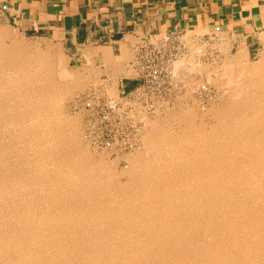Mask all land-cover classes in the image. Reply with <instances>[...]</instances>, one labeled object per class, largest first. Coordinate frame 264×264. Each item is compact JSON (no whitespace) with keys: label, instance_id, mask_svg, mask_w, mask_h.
Segmentation results:
<instances>
[{"label":"bare ground","instance_id":"obj_1","mask_svg":"<svg viewBox=\"0 0 264 264\" xmlns=\"http://www.w3.org/2000/svg\"><path fill=\"white\" fill-rule=\"evenodd\" d=\"M37 45L0 26V264H264V47L232 52L211 81L220 102L152 120L117 171L64 111L90 71L50 66ZM188 56L173 71L207 89ZM103 88L111 107L141 108L138 87Z\"/></svg>","mask_w":264,"mask_h":264},{"label":"crops","instance_id":"obj_2","mask_svg":"<svg viewBox=\"0 0 264 264\" xmlns=\"http://www.w3.org/2000/svg\"><path fill=\"white\" fill-rule=\"evenodd\" d=\"M0 19L55 43L75 69L90 71L89 85L121 96L140 86L142 57L164 35L184 48L214 38L249 56L264 47V0H0Z\"/></svg>","mask_w":264,"mask_h":264},{"label":"rangeland","instance_id":"obj_3","mask_svg":"<svg viewBox=\"0 0 264 264\" xmlns=\"http://www.w3.org/2000/svg\"><path fill=\"white\" fill-rule=\"evenodd\" d=\"M0 26L7 27L14 36L23 39V41L25 40L27 43L38 44V48L45 53L47 52L48 58L50 57L48 59L50 66L59 64V61H61L60 65H62L64 72L75 70L74 65L68 62L60 47L50 40L24 35L2 19H0ZM227 53H229L228 46H224L222 43L216 45L214 38L204 37L201 40L189 39L185 48L179 46L177 51H172L170 59L167 57L168 54H165L166 59H163L164 62L160 64L162 74L159 78V84L154 88L145 87L136 97V100L143 105L142 107V105L138 104L141 107L139 110H146V113H142L146 116L137 117L139 110L134 113L135 110H132V108L135 109L133 105H122L120 103L115 107H111L112 105L107 102V97L104 94V88L97 84L95 86L94 84L89 85L87 79H85V84L80 87L77 86L78 89L75 87L64 94V111L66 110L68 116H75L80 120L81 134L85 138V143L87 141L88 148L94 152L93 155L103 156L105 160L116 167L117 171H121L128 165V156L142 147L140 137L150 130V122L152 120H158L163 123L162 119H165V122H167L172 112H178L185 105L193 107L199 113H204V110L209 109L211 105L215 107L220 102L221 94L225 91V88L216 87L212 82H216L214 80L217 75L216 69H220L219 67L226 63L227 58L233 56V53ZM188 55H191L195 61L207 67L202 72L201 77L197 78L200 82L209 85L207 89L200 88L193 83L189 84V79L186 81L189 74L186 75L181 71L175 74V71H173L175 66L172 63L179 57ZM256 56L257 54L247 57L246 62L254 61ZM165 67H167V70H164ZM171 67L173 74L171 73ZM142 83L141 81L140 85ZM129 95L130 98L134 97V93H129ZM126 96L124 95L123 97ZM154 105H157V107L154 108ZM125 179L126 177L124 178V174H122L120 180L123 181Z\"/></svg>","mask_w":264,"mask_h":264},{"label":"built area","instance_id":"obj_4","mask_svg":"<svg viewBox=\"0 0 264 264\" xmlns=\"http://www.w3.org/2000/svg\"><path fill=\"white\" fill-rule=\"evenodd\" d=\"M179 45L175 35L168 34L161 37L156 45L148 47L147 53L142 57L143 63L139 71V77L143 83L138 87V94L145 87L154 88L159 84L162 74L160 64L164 62L163 59H166L165 54H168V58L172 57V51H177ZM164 70H167V67Z\"/></svg>","mask_w":264,"mask_h":264}]
</instances>
